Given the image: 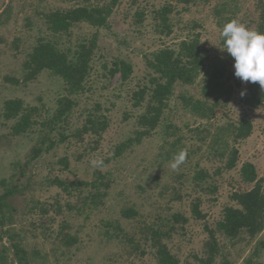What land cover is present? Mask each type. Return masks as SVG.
Returning a JSON list of instances; mask_svg holds the SVG:
<instances>
[{
	"label": "rangeland",
	"instance_id": "rangeland-1",
	"mask_svg": "<svg viewBox=\"0 0 264 264\" xmlns=\"http://www.w3.org/2000/svg\"><path fill=\"white\" fill-rule=\"evenodd\" d=\"M1 1L0 197L12 185H16V195L6 200L5 227L0 232L8 235H0V264H18L9 236L26 253L25 264H158L148 235L149 227L160 226L170 233L163 242L178 264H202L206 227L215 228L226 207L238 208L232 200L234 193L254 187L243 182V165L252 163L259 178H264V104L257 109L244 104L251 81L235 76V60L221 45L215 11L231 9L226 16L254 31L264 0H210L190 6L177 0H122L108 29L79 24L60 36L48 30L44 16L75 8L82 0ZM167 6L172 8L170 35L160 32L161 16L157 14ZM139 14L142 23L137 24ZM97 32L98 47L82 93L70 96L65 83L48 71L23 82L24 64L40 40L54 42L72 57L78 45ZM192 35H199L208 67L221 59L226 62L231 73L228 83L234 87L231 98L223 100L210 118L200 119L184 108L180 97L202 99V78L192 86L177 85L159 126L114 158L119 146L142 131L139 119L146 104L134 107L133 96L150 86L152 73L145 57L164 48L178 51L180 43ZM116 61L131 64L129 80L111 76ZM13 80L21 82L15 85ZM65 97L75 102L72 111L63 122L46 128L58 101ZM10 100L22 101L27 111L36 109L35 125L22 135L13 134L17 120L4 118L5 103ZM90 114L105 118L106 131L101 138L90 134L74 138ZM247 119L253 124L251 136L235 142L231 127ZM62 135L66 137L63 142ZM36 147H42L41 155L31 160ZM232 150L238 151V162L228 169ZM180 151L186 152L185 160L173 168ZM98 173L105 176L109 187L100 188L103 196L97 205L90 201V187L65 192L55 185L57 180L93 183ZM197 201L202 220L192 214ZM127 209L136 211L133 219L123 217ZM173 215H180L185 223L176 222ZM218 239L222 256L214 264H224L223 256L229 264H264L260 245L264 231L255 238L244 234L236 243L220 235Z\"/></svg>",
	"mask_w": 264,
	"mask_h": 264
},
{
	"label": "trees",
	"instance_id": "trees-1",
	"mask_svg": "<svg viewBox=\"0 0 264 264\" xmlns=\"http://www.w3.org/2000/svg\"><path fill=\"white\" fill-rule=\"evenodd\" d=\"M122 0H82V4L66 10L55 11L44 16L48 30L55 36L69 34L71 29L79 24H86L95 29H108L110 27L109 20L114 14L115 9ZM210 0H177L183 6H190L196 2L208 3ZM229 7V5H227ZM227 14H231V9H226ZM225 9H217L215 16L218 19L217 26L222 31L223 26L232 19L226 16ZM172 8L167 6L161 9L157 14L161 16V33L170 35L171 26L169 24V15ZM137 24L142 23V16L137 15ZM254 31L264 33V2L259 6V22ZM221 45L223 40L221 37ZM98 47V32L93 35L90 40L81 42L72 57L61 52L56 44L49 40H40L38 45L30 54L28 60L24 64L26 75L23 79L24 83H28L36 79V77L44 72H50L54 77L60 78L67 88L70 96L78 95L85 89V82L90 75L91 63ZM233 58V57H232ZM145 63L149 71L152 73L150 86L144 87L134 93V107L141 106L145 103L146 110L139 119V126L142 131L136 133L134 139L122 144L116 150L115 157H120L125 149L133 142L138 144L143 137L148 136L153 130L159 126L164 112L168 108V103L174 94L177 85L192 86L200 78L203 83L201 87L202 99H196L193 96L186 97L182 95L181 102L184 108L193 116L200 119L210 118L216 111V108L224 100L228 102L233 93L234 87L228 83L231 78L230 70L227 68L226 62L223 59L218 63L207 66L206 57L200 47L199 35H192L188 39L182 41L178 51L170 48L161 49L152 54L151 57H145ZM132 73L131 64L125 61H116L113 64V69L110 70L112 77L120 75L122 81L129 80ZM21 81L13 80L12 83L17 85ZM211 101V103H210ZM59 106L55 111L53 118L45 123L46 128H52L56 123H61L64 117L68 115L75 102L68 98H61ZM244 104L249 108L257 109L264 104V89L258 82L252 83L246 88V97ZM36 109L30 108L28 111L24 109L23 103L20 100H10L4 106V118L6 120H17L13 126L14 135H22L26 133L32 126L35 125L33 114ZM101 116V115H99ZM108 123L104 117H98L90 114L82 129H77L73 137L82 139L85 134L93 135L101 138L106 131ZM231 136L235 142L246 140L253 131L252 122L247 119L243 120L237 126L231 127ZM226 131V130H224ZM66 139L61 136L60 141ZM46 141V139H44ZM53 146V144H51ZM52 147H48L49 150ZM42 152V147H36L31 154V160H36ZM238 162V151L232 150L231 157L228 159L227 168L233 169ZM68 168L66 161H61ZM241 177L243 182L254 184V187L242 193H234L232 200L238 208L226 207L223 211L222 219L217 223L215 228L206 227L208 239L204 245L205 259H202V264H214L216 259L222 256V248L218 236H222L232 243H236L242 239L245 234L251 238H255L258 234L264 231V178H259L256 168L252 163H245L241 169ZM105 176L102 173L97 174V178L93 183L77 182L67 184L64 181L57 180L55 185L65 192L71 189L81 187H90L93 191L90 201L97 205L102 198L100 188L104 186L108 189L109 185L105 183ZM4 185L7 187L6 183ZM16 185L12 188L7 187L5 194L0 197V228L4 229L6 214L4 209L8 207L6 200L16 195ZM94 192V193H93ZM199 201L194 203L192 214L202 220L204 215L200 211ZM125 219H133L136 211L127 209L123 211ZM173 219L178 223H185V219L180 215H173ZM2 238L7 236V232H0ZM170 233L164 232L160 227H149V244L156 250L158 264H178L177 258L172 255L167 245L163 242L168 238ZM12 251L14 252L18 264H25L26 253L17 243H12L13 238L9 236ZM71 240V239H69ZM70 241H68L69 243ZM264 248V243H260ZM259 255V248L254 251L253 256ZM5 258H1L4 260ZM223 263L229 264L223 256Z\"/></svg>",
	"mask_w": 264,
	"mask_h": 264
},
{
	"label": "clouds",
	"instance_id": "clouds-1",
	"mask_svg": "<svg viewBox=\"0 0 264 264\" xmlns=\"http://www.w3.org/2000/svg\"><path fill=\"white\" fill-rule=\"evenodd\" d=\"M224 51L234 58L235 76L243 82H258L264 89V33L253 31L233 19L221 31ZM244 93H241L243 96ZM186 152L180 151L172 162L176 168L185 160Z\"/></svg>",
	"mask_w": 264,
	"mask_h": 264
},
{
	"label": "crops",
	"instance_id": "crops-1",
	"mask_svg": "<svg viewBox=\"0 0 264 264\" xmlns=\"http://www.w3.org/2000/svg\"><path fill=\"white\" fill-rule=\"evenodd\" d=\"M2 1L0 0V3H1Z\"/></svg>",
	"mask_w": 264,
	"mask_h": 264
}]
</instances>
